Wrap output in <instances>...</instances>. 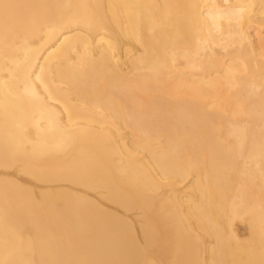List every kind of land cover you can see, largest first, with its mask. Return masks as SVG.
<instances>
[{
  "label": "bare ground",
  "instance_id": "obj_1",
  "mask_svg": "<svg viewBox=\"0 0 264 264\" xmlns=\"http://www.w3.org/2000/svg\"><path fill=\"white\" fill-rule=\"evenodd\" d=\"M0 264H264V0H0Z\"/></svg>",
  "mask_w": 264,
  "mask_h": 264
}]
</instances>
